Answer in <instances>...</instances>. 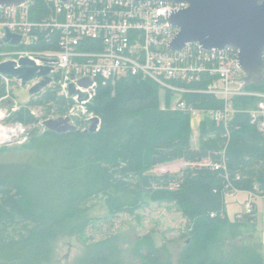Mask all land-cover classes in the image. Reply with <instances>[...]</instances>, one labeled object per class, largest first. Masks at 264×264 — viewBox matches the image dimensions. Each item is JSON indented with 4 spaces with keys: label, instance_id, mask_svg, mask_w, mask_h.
Instances as JSON below:
<instances>
[{
    "label": "trees",
    "instance_id": "16d2710c",
    "mask_svg": "<svg viewBox=\"0 0 264 264\" xmlns=\"http://www.w3.org/2000/svg\"><path fill=\"white\" fill-rule=\"evenodd\" d=\"M51 12L52 4L44 0L29 3L31 22H39ZM57 38L53 35L50 40L39 39L31 49L55 51ZM99 46L98 42L85 40L79 49L93 52L99 51ZM203 76L187 88L203 89L207 83ZM263 87L261 81L253 82L245 90L261 92ZM159 89L140 76H126L105 84L98 81V96L93 99L94 106L88 107L89 112L94 111L102 119L97 132L87 133L76 126L75 131L64 134L47 131L48 136L58 140L47 158L34 164L0 163V264H46L52 259L58 237L82 236L89 229L99 234L100 226L89 224L84 215L96 205L99 196L114 189L150 194L174 203L182 208L184 216L199 221L193 228L196 241L178 264H201L197 258L205 252L204 246L200 248L201 241H205L200 237L203 225L247 226L255 220L252 208L230 221L225 197L246 192L253 206L257 198L264 196V129L252 124L246 112L254 107L256 99L234 98L235 114L226 127L204 116L199 125V146L194 150L190 145L188 113L174 117L182 126L180 131H161L168 115L159 110ZM4 94L0 79V98ZM101 94L104 96L99 100ZM166 95L169 100L171 93ZM182 100L203 113L222 108L220 100L206 94H186ZM106 101L115 105L110 118H106ZM30 103L50 105L57 117L65 116L74 105L71 98L57 95L51 88ZM6 122L29 126L36 120L28 110L19 108L9 114ZM174 159L186 164L180 174L151 173L157 164ZM210 164L221 167L214 170ZM112 220H104L108 229ZM109 249L112 248L94 247L74 264H118L110 260ZM142 249L143 253L137 251L140 264H170L162 260L159 249L147 242Z\"/></svg>",
    "mask_w": 264,
    "mask_h": 264
},
{
    "label": "built area",
    "instance_id": "2783aa9c",
    "mask_svg": "<svg viewBox=\"0 0 264 264\" xmlns=\"http://www.w3.org/2000/svg\"><path fill=\"white\" fill-rule=\"evenodd\" d=\"M44 1L52 4V12L39 22L29 20V3L17 7H0V41L4 39L5 31L21 37L16 46L0 45V63L8 60L17 62L26 57L40 66L45 64L44 59H55V64H49L53 66L49 86L59 87L60 94L71 98L75 103L67 115L71 117V122L72 116L77 112H86L84 105L98 87V81L105 84L126 76H140L172 96L179 95L175 110L189 115L195 112L208 115L224 127L235 114L232 106L234 98H255L254 107L246 112L252 124L259 130L264 129V92L245 91L236 49L228 47L224 50H205L197 43H187L181 51H169L179 29L170 26L167 20L172 13L186 9V3H140L133 0H73L66 3L59 0ZM53 35L58 36L55 51L31 49L39 39L50 40ZM85 40L98 42L99 51H81L80 45ZM262 59L264 61V51ZM55 75H58L57 83ZM202 75L207 82L203 89L189 90L187 85L201 80ZM71 76H74V80ZM0 79L5 81L11 78L0 76ZM80 79H89L92 85L88 89H82L75 84ZM261 81L264 82V69ZM71 83L76 90L88 94L87 101L78 104L76 97L68 94ZM33 84L34 82L30 83L27 89ZM191 93L213 96L222 102V108L205 113L196 110L182 100L184 95ZM4 100L5 97L2 96L0 122L5 118L1 108ZM74 108L77 111L72 114ZM90 117L92 116H87V120ZM2 128L0 124V129ZM9 128H16L18 137L26 133L20 123H14ZM210 166L214 170L221 167L219 164ZM250 206L249 202L245 205L246 212Z\"/></svg>",
    "mask_w": 264,
    "mask_h": 264
},
{
    "label": "rangeland",
    "instance_id": "374dc122",
    "mask_svg": "<svg viewBox=\"0 0 264 264\" xmlns=\"http://www.w3.org/2000/svg\"><path fill=\"white\" fill-rule=\"evenodd\" d=\"M57 76H54L56 83L59 81ZM1 82L5 90L3 95L5 100L1 103L5 118L0 122L1 126L13 127L14 123L6 122V118L19 108L28 110L36 122L29 126L23 125L26 129L25 135L0 144V163L34 164L47 158L58 140L48 136L42 122L57 116L53 115L50 105L31 104L37 95L29 96L27 88L21 87L19 82L14 79ZM262 83L264 85V82ZM49 88L57 95H61L59 87L49 86L45 90ZM113 90L112 88V96ZM245 91L263 93L264 87L261 92ZM97 96L96 88L90 100L84 105V110L90 116L99 119V130L102 119L94 111H88L89 106H94L93 99ZM103 96L99 95V100ZM179 97L171 95L167 100L166 92L159 89V110L168 115V121L161 129L163 133H173L182 129L180 123L174 120V117L181 113L174 109ZM104 108L106 118H110L115 112V105L109 101L104 102ZM202 118L204 116L198 112L189 115L190 145L194 150L199 146V125ZM72 124L79 130H87L89 127L87 116L82 112L72 116ZM185 166L180 159L164 161L157 164L151 173L157 176L180 174ZM172 189L174 190V187ZM245 198V194L239 193L235 194L234 198L231 196L227 199L226 213L230 221L236 217L240 218L237 212L244 206ZM247 201L250 202L251 199L248 198ZM252 208L251 205L250 209ZM255 211V220L250 221L247 226L235 224L231 226V223L216 225L217 227L203 225L200 237L202 236L205 241H201L200 248L204 246L205 252L200 254L197 260H200L201 264H264V254L260 251L262 248L264 252V196L255 200ZM84 218L92 226H100L99 234L89 229L82 236L58 237L53 244L52 259L46 264H74L78 257L97 246H110L112 248L109 249L110 260L118 264H140L137 251L144 252L142 249L144 242L154 249H159L163 261L178 264L182 254L184 255L187 248L196 241L194 240L196 234L193 233L194 224L198 221L196 218L184 216L182 208L174 203L155 199L152 195L141 192L127 193L116 189L109 191L98 197L96 205L85 213ZM110 218L113 220L108 229L104 220L108 221Z\"/></svg>",
    "mask_w": 264,
    "mask_h": 264
},
{
    "label": "water",
    "instance_id": "95a60500",
    "mask_svg": "<svg viewBox=\"0 0 264 264\" xmlns=\"http://www.w3.org/2000/svg\"><path fill=\"white\" fill-rule=\"evenodd\" d=\"M32 0H0V7H17L30 3ZM69 2L73 0H59ZM135 2H173L186 3V9L170 15L167 23L178 28L176 38L169 46V51H181L187 43H197L205 50H224L228 47L238 51L237 62L244 78L245 86L260 82L264 69L262 54L264 51V0H133ZM5 37L0 45L16 46L21 37L5 31ZM44 65H36L29 58H21L17 62L4 61L0 63V76L14 79L21 87L27 88L29 96L40 94L52 82L51 74L55 59H44ZM74 80V76H71ZM75 84L88 89L92 83L89 79L76 80ZM68 94L76 97L78 104L88 100V94L76 90L74 84H69ZM80 109V108H79ZM77 109L72 110L75 114ZM89 116L88 112L84 113ZM89 127L85 132L98 131L99 119L90 117ZM49 132L64 134L75 131L70 116L49 118L42 122Z\"/></svg>",
    "mask_w": 264,
    "mask_h": 264
},
{
    "label": "bare ground",
    "instance_id": "6f19581e",
    "mask_svg": "<svg viewBox=\"0 0 264 264\" xmlns=\"http://www.w3.org/2000/svg\"><path fill=\"white\" fill-rule=\"evenodd\" d=\"M18 130L16 128H2L0 129V144L9 142L12 138L18 137Z\"/></svg>",
    "mask_w": 264,
    "mask_h": 264
},
{
    "label": "crops",
    "instance_id": "0c3cea01",
    "mask_svg": "<svg viewBox=\"0 0 264 264\" xmlns=\"http://www.w3.org/2000/svg\"><path fill=\"white\" fill-rule=\"evenodd\" d=\"M245 194L246 195V198L244 199V206L241 208V210L240 211H238L237 213H238V215L240 216L241 215V213L245 210L244 208H245V205L247 204V199L249 198V194H247L246 192H235V193H233V194H229L228 196H226L225 197V205H226V201H227V199L229 198V197H231V196H233V198H234V195L235 194ZM253 209H254V211H255V204L253 205ZM225 210H226V206H225ZM236 213V214H237ZM255 213H256V211H255ZM235 217V216H234ZM261 253L262 254H264V252L262 251V248H261Z\"/></svg>",
    "mask_w": 264,
    "mask_h": 264
}]
</instances>
